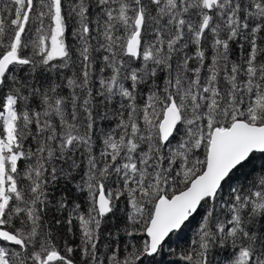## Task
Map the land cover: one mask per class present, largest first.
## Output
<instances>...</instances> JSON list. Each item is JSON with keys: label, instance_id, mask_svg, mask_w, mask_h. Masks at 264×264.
<instances>
[{"label": "snow or ice", "instance_id": "6c2138e0", "mask_svg": "<svg viewBox=\"0 0 264 264\" xmlns=\"http://www.w3.org/2000/svg\"><path fill=\"white\" fill-rule=\"evenodd\" d=\"M193 223L173 264H264V0H0V264Z\"/></svg>", "mask_w": 264, "mask_h": 264}, {"label": "trees", "instance_id": "16d2710c", "mask_svg": "<svg viewBox=\"0 0 264 264\" xmlns=\"http://www.w3.org/2000/svg\"><path fill=\"white\" fill-rule=\"evenodd\" d=\"M68 43H73V37L71 35V24L69 25V31L67 34ZM71 75V71L67 73ZM66 83V81H65ZM71 90L67 87L63 89V94L67 95ZM105 126H108V122H103ZM259 164V161H257ZM196 228V223H193L189 228L185 229L184 233L180 237H173L168 245L165 246V249L161 253L160 256L156 257L157 264H173L174 261L177 260V256L173 255V251L179 252L182 248L187 246L188 241L192 238L193 233ZM70 240H75V243H79L78 237H69ZM75 247V244L73 245ZM103 246L101 247V251H103Z\"/></svg>", "mask_w": 264, "mask_h": 264}]
</instances>
